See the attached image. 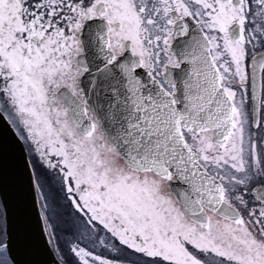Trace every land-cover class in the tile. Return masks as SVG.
Wrapping results in <instances>:
<instances>
[{
  "label": "snow or ice",
  "instance_id": "obj_1",
  "mask_svg": "<svg viewBox=\"0 0 264 264\" xmlns=\"http://www.w3.org/2000/svg\"><path fill=\"white\" fill-rule=\"evenodd\" d=\"M0 264H264V0H0Z\"/></svg>",
  "mask_w": 264,
  "mask_h": 264
},
{
  "label": "water",
  "instance_id": "obj_2",
  "mask_svg": "<svg viewBox=\"0 0 264 264\" xmlns=\"http://www.w3.org/2000/svg\"><path fill=\"white\" fill-rule=\"evenodd\" d=\"M38 209H39V203L37 202V204H36V210H38ZM34 219H35V212L33 213V220H34ZM43 259L47 260L48 257L45 256V257H43Z\"/></svg>",
  "mask_w": 264,
  "mask_h": 264
}]
</instances>
